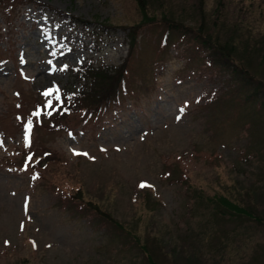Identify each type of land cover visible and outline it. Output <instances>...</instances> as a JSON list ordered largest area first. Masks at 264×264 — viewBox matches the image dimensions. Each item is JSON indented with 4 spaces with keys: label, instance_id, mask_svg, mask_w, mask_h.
<instances>
[{
    "label": "rangeland",
    "instance_id": "obj_1",
    "mask_svg": "<svg viewBox=\"0 0 264 264\" xmlns=\"http://www.w3.org/2000/svg\"><path fill=\"white\" fill-rule=\"evenodd\" d=\"M145 3L146 18L135 0L0 7V264H146L114 223L153 237L159 264H264V109L191 35L162 45V14L192 29L204 23L222 41L238 37L237 61L264 80V0ZM62 16L104 31L91 44L90 28L71 29ZM54 44L56 58L45 54ZM130 49L132 93L98 119H61L68 131L32 120L25 146L40 93L75 80L63 66H117ZM43 153L42 178L18 168L25 154L31 164ZM217 196L257 222L215 214L207 199Z\"/></svg>",
    "mask_w": 264,
    "mask_h": 264
},
{
    "label": "trees",
    "instance_id": "obj_2",
    "mask_svg": "<svg viewBox=\"0 0 264 264\" xmlns=\"http://www.w3.org/2000/svg\"><path fill=\"white\" fill-rule=\"evenodd\" d=\"M15 0H0V5ZM144 18L147 17L146 0H135ZM203 10V9H201ZM147 12V11H146ZM202 12V11H201ZM163 23L166 29L163 34L162 42L163 47L168 45L167 39L169 35H179V38H190L193 41L195 48L201 53H204L205 58L210 60L208 63L213 66H219L229 71L230 75L235 78L243 90L251 89V94L247 96L248 100L251 99L259 105V108L264 109V80L257 79L250 74L247 68V63H243L235 54L236 49L230 43L235 41L234 39L226 38V41H222L221 37H214L209 33L208 27L205 24H201L198 28L192 29L187 27L184 23L176 21L172 18L166 19L164 14ZM203 15V12L202 14ZM238 25L234 26L237 28ZM217 26H214L216 28ZM223 26L219 27L221 30ZM229 34H235V30H230ZM132 46L134 45L135 36H130ZM166 43V44H165ZM247 43V42H245ZM166 46H165V45ZM132 58L131 49L128 57L119 66L102 67L99 69H93L92 67H85L84 69L77 70L76 74L78 85L82 89L76 99H68L66 101V109L69 112H77L80 109H85L86 116H92L97 110H106L110 104L120 102L122 96L129 93L126 84V76L128 75L127 63ZM236 60V62H235ZM133 92V91H130ZM74 97V98H75ZM49 160V159H48ZM187 180V179H186ZM207 205L212 207L215 214L222 217H236L246 218L248 220L256 221L257 219L252 216L246 209L241 208L238 204L231 202L229 199L223 196H217L207 199ZM114 226L122 231V238L129 240L128 244L136 247L145 256L146 264H159L153 257L152 251L155 248L154 238L145 237L141 238L135 232H132L131 228H124L120 224L114 223Z\"/></svg>",
    "mask_w": 264,
    "mask_h": 264
},
{
    "label": "snow or ice",
    "instance_id": "obj_3",
    "mask_svg": "<svg viewBox=\"0 0 264 264\" xmlns=\"http://www.w3.org/2000/svg\"><path fill=\"white\" fill-rule=\"evenodd\" d=\"M50 94H51L50 91L44 93L45 96H48V95H50ZM48 106H49V107L51 106V101H49ZM34 115H36V113H34ZM30 130H31V125H30V122H29V124L26 125L25 128H24V143H25V146H26V147L28 146V142H29L28 134H29ZM74 154H76V153H74ZM146 186H147V185H146L145 183H143V182L139 185V187H141V188H144V187H146ZM25 208L27 209V203L25 204ZM22 228H23V226H22Z\"/></svg>",
    "mask_w": 264,
    "mask_h": 264
}]
</instances>
